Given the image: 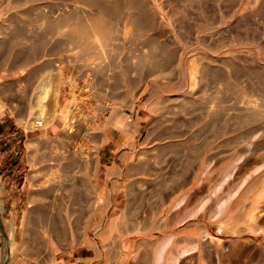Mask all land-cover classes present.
<instances>
[{
  "label": "rangeland",
  "instance_id": "obj_1",
  "mask_svg": "<svg viewBox=\"0 0 264 264\" xmlns=\"http://www.w3.org/2000/svg\"><path fill=\"white\" fill-rule=\"evenodd\" d=\"M0 264H264V0H0Z\"/></svg>",
  "mask_w": 264,
  "mask_h": 264
},
{
  "label": "crops",
  "instance_id": "obj_2",
  "mask_svg": "<svg viewBox=\"0 0 264 264\" xmlns=\"http://www.w3.org/2000/svg\"><path fill=\"white\" fill-rule=\"evenodd\" d=\"M12 192H13V194H14L16 197H20V192H21L20 189L13 190ZM18 195H19V196H18ZM15 196H14V197H15ZM11 197H12V195H11ZM18 202H19V201H17V199L12 200V201H11V206H12V207H15L16 203H18ZM18 204H19V203H18ZM16 211H17V209H12V210L10 211L12 219H13L14 213H16ZM12 235H13V234H12ZM12 235H11V236H12Z\"/></svg>",
  "mask_w": 264,
  "mask_h": 264
},
{
  "label": "built area",
  "instance_id": "obj_3",
  "mask_svg": "<svg viewBox=\"0 0 264 264\" xmlns=\"http://www.w3.org/2000/svg\"><path fill=\"white\" fill-rule=\"evenodd\" d=\"M37 124H41V121H37Z\"/></svg>",
  "mask_w": 264,
  "mask_h": 264
}]
</instances>
